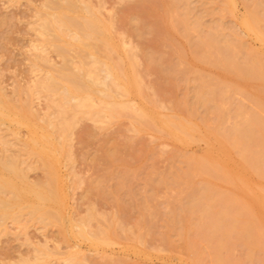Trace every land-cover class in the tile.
<instances>
[{
    "label": "rangeland",
    "instance_id": "1",
    "mask_svg": "<svg viewBox=\"0 0 264 264\" xmlns=\"http://www.w3.org/2000/svg\"><path fill=\"white\" fill-rule=\"evenodd\" d=\"M49 1L56 3L58 1L62 2L63 0H0V90L1 94H5L2 95L3 98L1 102L4 101V103L2 102V107L0 106V111L2 110V113H0H6H4L5 115H0V117L2 116L0 119L2 123H0V137L2 140L4 139L3 141L6 143L4 146L0 145V181L3 182L4 178V180L9 181L11 184L15 183L13 186H16V192H19L21 188L23 189L27 185H30L29 187L31 188L35 186L34 189L36 192L39 190L36 194L40 197L42 195V199L38 201L41 202L43 200V202L36 204L38 201L35 199V195L33 193H28L29 196L27 192L23 193L25 192L23 189L20 193L29 196H25L24 198L25 207L19 208L18 211L16 210L18 208L17 206L14 208L15 211L12 209L13 216H4L0 214V264H198L196 263V252L199 251L200 252L197 254H200L202 258L200 264H213L210 262L212 261V257L209 249L205 248V244L199 241V235L196 229L192 227L193 225L191 226L193 231H190L192 229L188 230L191 234L189 233L190 236L189 234L186 235L188 236L186 241H198L199 246L197 244L195 252L186 247V252L184 249L186 245L184 238L186 236H182L177 227L175 228L170 225L172 224L170 219H172V213L187 202V185L176 177H182L184 174H182V172H184V169L186 171L188 168L189 160L196 158L197 155L203 156L207 151H215L216 153L214 154H218L217 152L219 151L216 149L219 145L217 141L214 142L216 138L214 135H211V132H214V130L218 128L222 129L223 127L222 130H229L233 125L240 122L236 116L240 108L248 112L254 111L255 109V105L253 104L254 101H252V96L254 94L251 95L252 91L255 92L256 90V86H254L255 83L254 85L253 83H248L249 85L247 87L249 88L246 87L248 90L245 88L244 90L239 88V90L234 89L239 83L237 81H232L233 78L229 80L230 78L223 75L224 73L222 70L202 60L200 53H198L200 56L199 59L198 55H196L199 50H196L195 45L196 41H198L197 39H200L203 35L216 33L217 35L219 34L220 39H229L230 42L229 40L227 41L234 45L235 48L238 47L237 49H242L244 46L243 48L247 51L243 49V53L241 52L242 54L239 51L238 57H241L239 59L245 58V55H248L249 52L253 54L254 52L257 54L260 52L261 54L259 55H262L261 57L264 58V43L261 42L254 33H249V31L247 32V30L242 27V20L247 14L246 8L250 6V4L247 3L248 0L246 2L245 0H231L232 4H228L225 0H76L79 4L81 2L88 5L90 4L89 6L93 10L95 9L96 14L98 11V17L100 15L101 19L106 22V24L110 25V23L115 22V25L113 23L111 24L114 26V28L111 27V32L112 30L114 32H112V38L118 39L119 33L124 37L120 35L122 38L118 39L116 42H114L115 40L113 39L112 41L119 46L118 50H121L120 48L122 46L118 42H126L124 43V51L123 47L122 51H116V47L114 50H111L115 52H110L109 50L104 51L101 46L96 43L98 37H96V39L93 37L92 40L95 39V42L93 41L92 43V40L90 42L88 41L90 38L84 39L81 36H74L73 34H69L70 37L67 33L59 34L57 31H50L51 33L49 34L51 36L47 34L48 32L44 33L41 28V23H43L42 14L52 11L50 8L51 2ZM263 1L264 0H260L259 2L264 3ZM178 2L182 5L180 3L179 5ZM171 3L175 5V7L177 6L176 8H178V10L181 9L180 12L183 11V13L181 14L177 10L176 14L175 7H173ZM225 6L227 7L225 8ZM148 7H150V10H148ZM230 7L233 9L231 10ZM222 10L224 12L221 13ZM188 11L191 13L190 15H188ZM229 11L232 12L230 13ZM162 13L164 16L163 18ZM187 15L191 19L188 18V25L191 28L194 26L196 27L195 30L189 32V35L192 34V38L186 35L180 26V20L186 19ZM155 16L158 18L155 19ZM167 16H169V18ZM158 19L159 23L157 22ZM163 19L167 23L166 25L170 26L168 29L171 30H167L169 32L166 31V34H169L165 37L161 34L163 31V27L161 26ZM108 21L110 23H108ZM198 24L199 27L201 26L200 28H197ZM220 24H222V26ZM158 27L160 28L157 29ZM201 28L203 31H206L205 34L203 31L199 30ZM193 32H195L194 35L196 36H193ZM181 33H183V35ZM179 35L183 36L184 39L181 36L182 39H180V37H178ZM225 35H228V37H224ZM114 36H118V38ZM185 36H188V38H185ZM79 39L81 41L83 40L86 45L89 44V46H76L78 44L77 40ZM188 39H190L193 44H189L190 41H188ZM94 45L96 48H92ZM193 45H195L194 50L192 47ZM238 45L242 46L240 47ZM179 46L183 47L180 48ZM59 47L62 48L61 50L67 48L66 51L60 52ZM249 48L254 51H251V49L249 50ZM56 51H59L63 59ZM106 52H109V54H106ZM176 52L177 54L179 53L178 57ZM194 54L197 57H195ZM91 56L93 57L91 58ZM94 58H96V60ZM69 60L72 65L69 63ZM122 60L125 61L122 63ZM46 61L49 63H46ZM64 63L67 64V66L68 64L71 65L72 68L68 66L69 70H75L74 73H76L77 67L81 66L88 72H93L94 69L96 71L99 69L100 71L104 70L100 72V75L98 74L99 71L97 72L100 79L106 77L108 64L109 67H113L115 64L124 65L122 67L126 74H131L129 77L131 87L135 89L139 88V91H134L135 89H132V95L122 96L126 100L120 96L116 97L115 100L120 101L122 98L123 100L121 99V102L125 101L123 108L131 113L126 112V110L122 112V107H118V109L121 110L120 112L116 107H113L114 110H109L111 113L109 111L107 112L108 109L105 107L107 106L110 108V105L106 102L111 100L109 99V101H107L108 99L105 97L102 98L105 100H101L100 98L103 95L99 94L102 96H98V98V93H96L97 95L94 94L95 96L93 95L92 99L94 98V100H91L88 106H83L84 109L82 105L81 108L78 107V103L83 99L81 96L79 100V96L70 99L69 101L71 103L68 101L65 105L62 97L64 95L63 87L61 85L56 89V92H50L45 89L44 86V81L48 74L51 72L56 75V71L64 66ZM101 64L106 67L103 66V68H101ZM180 64L182 67H180ZM187 64H189V66ZM133 66H135V69ZM178 66L179 68L177 69ZM183 66L187 69V71L185 70L186 74L181 73L184 72ZM175 67L177 70H175ZM179 71H181L180 74ZM194 74L196 76H194ZM101 75H103L102 78ZM134 77L138 78L135 79ZM209 78L210 80L221 82L226 81L232 88L234 87V91L236 90L235 92L232 90L228 93L229 99L227 97L224 99L228 101V103L223 101V107H229L227 110L224 108L225 117H228L224 119V124L221 122L222 126L220 125L221 123L218 124L219 122H217L218 120L216 119L218 113L217 108L214 105L210 107L208 104H204L203 102L200 103L201 99L199 93L203 92L204 82L208 81ZM197 79L198 81H196ZM107 80L106 78L107 84H110ZM202 80H204L203 83ZM40 81L42 83H40ZM135 82L137 83L135 84ZM35 83L37 84V88L35 87ZM60 90L62 91L60 92ZM99 90H103L102 86L99 87ZM246 93L249 96L251 95V97L249 98V96H246ZM229 95L235 97L233 98ZM242 96L245 97L243 98ZM96 97L104 103H99ZM151 98L153 99L151 100ZM95 99H97L96 102ZM153 101H155L156 104L153 103ZM56 102L59 103V105ZM105 103L107 105H105ZM91 104H95V106ZM98 104H103L104 106ZM149 104H151V109L148 108ZM153 104L154 106H152ZM239 104L241 107H239ZM22 105H24V107ZM204 105L206 108H204L205 110L203 109ZM85 108L87 110L90 108V113L89 111L87 112ZM93 108L95 109L92 110ZM154 108L157 110L156 112L160 109V113H157L158 116L154 113ZM209 108L211 111H209ZM75 109L77 112L74 111ZM26 110L28 111L26 112ZM101 110L105 113L103 112L102 114ZM131 110H133L134 113ZM138 110H143L145 113L141 114V111L138 116ZM190 110L192 111L190 112ZM24 111L26 112V116ZM151 111L159 118L170 116L171 118L186 122L190 127L192 126L193 130L191 132L194 133L192 134L189 132L190 134L188 133L185 137V142L178 141L168 136V133L163 129L161 130L160 126L154 125L150 120L147 121L148 117H146V113L149 114ZM229 111L230 114H228ZM32 112H34L33 115L31 114ZM91 112L93 116H91ZM97 112L98 114L95 115ZM76 113L78 114L76 115ZM87 113H89V116ZM161 113L165 114L162 115ZM186 113H188V116ZM48 114H51V117ZM81 114L84 115L82 116ZM212 114L213 117H210ZM22 115L25 116L26 121L25 118L23 119L24 116ZM74 115L78 120L74 118ZM48 116L50 117L49 120ZM230 116L232 118L235 117L232 119ZM193 117L198 118V120L195 118L197 122L204 120L198 123L204 128L196 124ZM205 117H208V124L206 123ZM212 118L214 122H212ZM68 119H71L72 121H70L73 124H69ZM237 119L239 121H237ZM225 120L229 121L226 122ZM41 121L42 123H40ZM46 121L49 122L47 123ZM19 122L22 124H19ZM25 122L28 124V127L24 124ZM140 122L142 125L139 124ZM215 122H217L219 126ZM30 123L34 125V128H37V130H35L36 128L34 129L33 134V137H37L36 145L28 144L30 137H32L30 133L31 130L29 129V126H31L29 125ZM66 123L68 124L67 127L63 125ZM23 124L26 125V128L22 127L24 126ZM50 124L53 126L48 127ZM149 124L150 126L148 128L147 126ZM204 125H208V129L211 131L207 130V127ZM212 125L217 126L214 127ZM211 127L213 128L211 129ZM68 128L70 131H67ZM53 131L55 133L59 131L58 134L56 133L57 136H53ZM204 131L207 134H205V137L203 135ZM47 132L46 140L44 137ZM51 132L52 134L50 136ZM36 134L39 136H36ZM63 135L64 137L66 136L64 139ZM207 136L210 139L207 138L206 140H208L210 144L206 143L205 138ZM202 137L204 138L202 139ZM56 138H60V142L56 140ZM24 139H26V143H24ZM48 139H50V141L55 139L56 141L53 140V142H48ZM41 140L43 143L45 141V143L48 142L47 146L49 147L45 145V148ZM212 141L214 143L211 145ZM7 142L10 144L8 145ZM35 146H37V148ZM208 146L210 150L208 149L206 151ZM230 153L229 156L231 157L228 158V161L229 163L233 162V164L230 163V167L237 168L239 166V154L237 151H233V154L231 153L232 155ZM179 154L181 155L180 157ZM181 157L182 159H180ZM230 158L233 161H230ZM183 160L187 161L182 163ZM7 161L10 162L8 163ZM17 161L18 165L15 167L14 164ZM235 163L236 166L234 165ZM5 165L14 167L16 171L17 169H22L19 171L22 177L20 178L17 171V176H14L15 178L12 177L14 180L9 173L10 176L8 177L10 179L7 178L6 175L8 174L2 172H7L4 169ZM181 169L183 171H180ZM3 175H5L6 178L3 177ZM249 180L253 185L252 188L256 190V188H254V186H256L254 185L256 178L249 177ZM178 181L180 183H178ZM26 183L27 185H25ZM177 185L179 187H177ZM223 185L222 183L221 185L218 184V187L221 188L222 186V189H224ZM10 190L13 191L9 188L5 190L2 189V191L0 189V194L2 192L0 198H3L5 201L9 199L8 202L12 201L14 194H12ZM16 192L13 191V193ZM180 196L184 198L179 199ZM177 200H179L180 203ZM33 203L36 205H30ZM33 207L36 209L34 210ZM33 210L35 212H32ZM167 211L169 212L167 213ZM58 215H60V217ZM147 219L150 222H148ZM70 220L71 222H69ZM192 223H194V221H192ZM167 233L169 240L166 237ZM169 235H171L170 238ZM181 240L184 241V244ZM201 245L205 246L204 248L206 250ZM73 249H75V252ZM207 252L208 255L206 257ZM234 253L236 258L243 256V252L240 249L235 250Z\"/></svg>",
    "mask_w": 264,
    "mask_h": 264
},
{
    "label": "bare ground",
    "instance_id": "2",
    "mask_svg": "<svg viewBox=\"0 0 264 264\" xmlns=\"http://www.w3.org/2000/svg\"><path fill=\"white\" fill-rule=\"evenodd\" d=\"M79 1V0H77ZM76 0H63L62 2H56V3H53L51 1V10L50 12H44L42 14V26L41 28L43 29L44 33L48 32L47 34L51 33L50 31H57L60 33H67V35L69 34H73L74 36H81L83 37L84 39L85 38H90V40L88 39V41L90 42L92 40L93 37H98V41L96 42L97 44H99L101 46V48L104 50V51H110V52H115V51H111V50H114L116 47V51L118 50L119 46L116 45L114 42H116L118 39L124 37L121 35V33H119V38L118 36H114V37H117L118 39H113L112 38V32H111V27L114 28V26H112L111 24L113 23V19H112V23H110L108 21V23H110V25L106 24V22H104L100 15L98 17V11H97V14L95 12V9L93 10L88 4H85L83 2H81L79 4V2H77ZM147 1V0H146ZM228 2V4H232L231 3V0H225ZM223 1V2H225ZM247 0H245L246 2ZM260 0H248V4H250V6H245L247 7V14L246 16L243 18L242 20V27L245 28V30H247V32L249 31V33H254V35H256V37L261 40V42L264 43V3H261L259 2ZM186 2V1H185ZM189 2V1H188ZM244 2V4H245ZM264 2V1H263ZM53 3V4H52ZM180 2H178L179 4ZM49 4V3H48ZM172 4V3H171ZM175 4V3H174ZM177 4V3H176ZM177 4V5H178ZM181 4V3H180ZM179 4V5H180ZM189 4V3H188ZM187 4V5H188ZM227 4V6H228ZM247 4V5H248ZM152 5V4H151ZM173 5V4H172ZM178 5V6H179ZM182 5V4H181ZM150 6V4H149ZM224 6V5H223ZM225 6V8L227 7ZM230 6V5H229ZM232 6V5H231ZM46 7V6H45ZM94 7V6H93ZM151 7V6H150ZM148 7V10H150ZM172 7V6H171ZM173 7H175V5H173ZM177 7V6H176ZM175 7V10H176V14H177V10L178 8ZM183 7V6H182ZM181 7V8H182ZM222 7V6H221ZM234 7V6H233ZM219 8V7H218ZM231 10L233 9L232 7H230ZM229 8V9H230ZM173 9V8H172ZM180 9V8H179ZM185 9V7H184ZM46 10V8H45ZM152 10H153V6H152ZM151 10V11H152ZM171 10V9H170ZM181 10V9H180ZM180 10H178V12H180ZM183 10V9H182ZM100 11V9H99ZM156 11V10H155ZM149 12V11H148ZM170 12V11H169ZM172 12V11H171ZM189 12V11H188ZM224 12L223 10L221 11V13ZM230 12V11H229ZM232 12V11H231ZM230 12V13H231ZM246 12V11H245ZM150 13V12H149ZM181 14L183 13L180 12ZM187 13V12H186ZM41 14V13H40ZM154 14V13H153ZM179 14V13H178ZM191 13L189 12L188 15H190ZM150 15V14H149ZM169 15V14H168ZM171 15V14H170ZM175 15V14H174ZM180 15V14H179ZM178 15V16H179ZM184 15V14H183ZM187 15L186 19H181L180 17V26L182 27L183 29V32L188 35L189 37H191V35H189V32H191L192 30H195L196 27H190L187 23L188 21V18L190 19V17ZM166 16V15H165ZM182 16V15H181ZM186 16V15H185ZM113 17V16H112ZM163 13H162V18H163ZM169 18V16H167ZM166 17V18H167ZM183 17V16H182ZM221 17V16H220ZM219 17V18H220ZM158 17L155 16V19H157ZM160 18V16H159ZM173 18V17H172ZM176 18V16H175ZM108 19V18H107ZM154 19V20H155ZM165 19V18H164ZM162 21V27H163V31L161 32L162 36H166L168 35L169 33L166 34V31L169 30L168 28L170 27L169 25H166L167 23L164 21ZM171 20V19H169ZM175 20V19H173ZM191 20V19H190ZM41 21V20H40ZM106 21V20H105ZM175 21H178V20H175ZM219 21V20H218ZM222 21V20H221ZM159 23V19L157 21ZM161 22V20H160ZM172 22V21H171ZM197 22V20H196ZM241 22V21H240ZM115 23V22H114ZM113 23V24H114ZM156 23V22H155ZM156 23V24H158ZM179 23V22H178ZM193 23V22H192ZM199 23V21H198ZM195 24V23H194ZM201 25V23H199ZM199 24L197 26V28L199 27ZM223 24V23H222ZM222 24H220L222 26ZM115 25V24H114ZM176 25V24H175ZM179 25V24H178ZM197 25V24H196ZM241 25V24H240ZM160 26V25H159ZM193 26V24H192ZM172 27V26H171ZM174 27V25H173ZM177 27V26H175ZM201 27V26H200ZM199 27V28H200ZM219 27V26H217ZM160 27H158L157 29H159ZM162 29V28H161ZM160 29V30H161ZM176 29V28H175ZM174 29V30H175ZM181 29V28H179ZM178 29V30H179ZM214 29V28H213ZM173 30V31H174ZM201 31V29H199ZM217 30V29H216ZM159 31V30H157ZM171 31V30H169ZM167 31V32H169ZM215 31V30H214ZM220 31V30H218ZM42 32V31H40ZM177 32V31H176ZM182 32V30H181ZM204 34L206 33V31H203ZM208 32V31H207ZM217 32V31H216ZM223 32V31H222ZM114 33V32H113ZM173 33V32H171ZM195 32H193V36H196L194 35ZM201 33V32H200ZM225 33V32H224ZM234 33V32H233ZM116 34V33H115ZM114 34V35H115ZM118 34V32H117ZM159 34V33H158ZM183 35V33H181ZM235 34V33H234ZM50 35V34H49ZM51 36V35H50ZM70 36V35H69ZM160 36V35H159ZM181 35H179L178 37H180ZM188 36H185V38ZM71 37V36H70ZM161 37V36H160ZM163 37V38H164ZM183 38V36H181ZM180 37V39H182ZM198 37V36H197ZM224 37H228V35L224 36ZM255 37V36H254ZM67 38V37H66ZM74 38V37H73ZM82 38V39H83ZM162 38V37H161ZM167 38V37H166ZM171 38V37H170ZM192 38V37H191ZM235 38V36H234ZM241 38V37H240ZM69 39V38H68ZM77 39V37H76ZM81 39V38H80ZM77 40V45L76 46H89V44H85V42L82 40ZM95 39L92 40L91 42L93 43V41L95 42ZM115 40L114 42L112 41ZM168 39V38H167ZM172 39V38H171ZM170 39V40H171ZM184 39V38H183ZM55 40V39H54ZM87 40V39H86ZM123 40V39H122ZM169 40V41H170ZM196 40V39H195ZM198 41H196V50H199V52H197L196 55H198V53H200V56H202V60H204L206 63L208 64H211V65H214L216 66L217 68H219L220 70L223 71V75H225L227 78H230L229 80L232 79V81H237L239 83V85H236V87L234 89H241V90H244L249 88L247 87L249 84L248 83H255L254 86H256V90L255 92L252 91L251 95H253V100L254 101V105H255V109L254 108H251V109H254V111H251V112H248V111H245V109H242L240 108L238 111H237V118L240 120V122H238L237 124L233 125L232 128H230L229 130H222V129H216L214 130V132H211V135H214L216 140H214V142H218L217 145L218 148L216 149L218 154H214L216 153L215 151L211 152V151H207L208 149L210 150L209 146L208 148H206V151L207 153L204 154L203 156H199L197 155L196 158H192L189 160L188 162V168L187 170L185 171L184 169V172H182V177H178L177 176L176 178H179L181 179L185 185H187V193H186V197H187V202L184 203L183 206H180V208L173 212L172 213V219H170L173 227H177L179 229V232L181 233L182 236H186L187 234H189L190 232L188 230L192 229V227H194L196 229V232L198 233L199 235V241H201V243L205 244V246L201 245L203 248H208L209 251H210V254H211V259L213 264H264V58L261 57L262 55H259L261 54L259 51V54H257L256 52L251 53L249 52L248 55H245V58L243 57L242 59H239L241 57H238V52L240 51V53L243 51V48L242 49H237L235 48L234 45L230 44V40L229 42L227 40H223V39H220L219 37V34L217 35L216 33H208L206 34L205 36L203 35L200 39H197ZM238 40V39H237ZM242 40V39H241ZM124 41V40H123ZM186 41V40H185ZM188 41H190V39H188ZM187 41V42H188ZM232 41V40H231ZM64 42V41H63ZM72 42V41H70ZM113 42V43H112ZM167 42V41H166ZM171 42V41H170ZM169 42V43H170ZM186 42V43H187ZM241 42V41H239ZM74 43V42H73ZM95 43V44H96ZM119 44H121V50H118V51H122V47H123V51H124V43H126L125 41L122 42H118ZM192 43L191 41L189 42V44ZM96 44V45H97ZM172 44V43H171ZM193 44V43H192ZM235 44V43H234ZM239 44V43H238ZM61 45V44H60ZM126 45V44H125ZM169 45V44H168ZM176 45V44H175ZM175 45H172V46H175ZM195 45H193V50H194V47ZM53 46V45H52ZM57 46V45H56ZM64 46V44H63ZM69 46V45H68ZM99 46V47H100ZM170 46V45H169ZM238 46H242V45H238ZM55 47V46H54ZM180 47V46H179ZM183 47V46H181ZM180 47V48H181ZM239 47V48H240ZM246 47V46H245ZM60 48V47H59ZM65 48V47H64ZM67 48V47H66ZM66 48L64 50H61L62 48H60V52L61 51H66ZM70 48V47H68ZM83 48V47H82ZM92 48H96V46H92ZM188 48V47H187ZM86 49V48H85ZM251 48H249L250 50ZM57 50V48H56ZM88 50V49H87ZM102 50V51H103ZM238 50V51H237ZM246 50V49H245ZM253 49H251L252 51ZM94 51V50H93ZM96 51V50H95ZM101 51V50H100ZM130 51V50H128ZM247 51V50H246ZM254 51V50H253ZM57 52V51H56ZM185 52V51H184ZM58 55L61 56V54H59V51L57 52ZM64 53V52H63ZM62 53V54H63ZM87 53V52H86ZM96 53V52H95ZM109 54V52H106V54ZM119 53V52H118ZM117 53V54H118ZM122 53H125V52H122ZM239 53V54H240ZM243 53V52H242ZM241 53V54H242ZM256 53V54H255ZM177 54V52H176ZM179 54V53H178ZM178 54H177V57H178ZM183 54V53H182ZM240 54V55H241ZM263 54V53H262ZM65 55V54H64ZM126 55V54H125ZM181 55V54H180ZM195 54L194 56L197 57ZM68 56V55H67ZM80 56V55H79ZM129 56V55H128ZM200 56L198 55V58L200 59ZM93 56H91L92 58ZM102 57V56H101ZM108 57V56H107ZM130 57V56H129ZM133 57V56H132ZM180 57V56H179ZM69 58V57H67ZM98 58V57H97ZM117 58V57H116ZM63 59V57H62ZM96 60V58H94ZM131 59V58H130ZM134 59V57H133ZM78 60V59H77ZM135 60V59H134ZM183 60V59H182ZM181 60V61H182ZM195 60V59H194ZM75 61V60H74ZM125 60H122V63L124 62ZM129 61V60H128ZM132 61V60H131ZM180 61V62H181ZM184 61V60H183ZM48 61H46L47 63ZM67 62V61H66ZM99 62V61H98ZM134 62V61H133ZM49 63V62H48ZM69 63L72 65V63L70 62L69 60ZM79 63V62H78ZM77 63V64H78ZM92 63V62H91ZM103 63V62H102ZM106 63V62H105ZM118 63V62H117ZM121 63V62H120ZM121 63V64H122ZM131 63V62H130ZM203 63V62H202ZM62 64V62H61ZM74 64V63H73ZM95 64V63H94ZM115 64V63H114ZM121 64L117 65L115 64L113 67L110 66L109 67V64L107 66V73H106V77L104 78L103 75H101V78L100 79L97 75V72L99 71V75H100V72L104 71H100V69L98 71H96L94 69H92L93 72H88L84 69L83 66L81 67H77V71L76 73H74L75 70L71 71L69 70V67L70 66L72 68L71 65L68 64H65L64 63V66L60 67V69L56 68V67H53L55 69H58V71H56V75L54 73H49L48 76L46 77L45 81H44V86H45V89H47L48 91L50 92H53L55 91L56 92V89H58L59 85H61L63 87V93L64 95L62 96L63 97V102L66 103L76 97V96H79L78 100L81 99V97H83L82 101L81 102H77L79 104L78 107L81 108V105L82 107L84 106H88V104H90V101L91 100H94V98L92 99L93 95L98 93L97 97H102L100 98L101 100H105V99H102L103 97L107 98L109 101V99L111 101L109 102H106L108 103V105H110V108H108L107 106L105 108H107V112L109 110H114L113 107L117 108L118 107H124V102H121L124 98L122 96H129V95H132L133 94V90L132 89H135V88H132L131 87V82H130V75L126 74L124 68L121 66ZM75 65V64H74ZM82 65V63H81ZM106 65V64H105ZM132 65H135V64H132ZM185 65V64H184ZM189 66V64H187ZM207 65V64H206ZM80 66V64H79ZM96 66V65H95ZM102 66V64H101ZM104 66V65H103ZM103 66L101 68H103ZM209 66V65H208ZM213 66V67H214ZM75 67V68H76ZM98 67V65H97ZM100 67V65H99ZM106 67V66H104ZM126 67V66H125ZM129 67V66H128ZM134 69H135V66H133ZM180 67L181 64H180ZM179 68V66L177 67V69ZM184 68V66H183ZM105 69V68H104ZM127 69V68H126ZM131 69V68H129ZM176 67H175V70H177ZM182 69V68H181ZM180 69V70H181ZM218 69V70H219ZM51 70V69H50ZM133 70V69H132ZM131 70V71H132ZM184 72H181L179 71V74L180 72L181 73H184L186 74L185 70L187 71V69H183ZM91 71V70H90ZM96 71V72H95ZM131 71H128V72H131ZM135 71V70H134ZM192 71V70H191ZM55 72V71H54ZM177 72V71H176ZM193 72V71H192ZM96 73V74H95ZM104 73V72H103ZM178 73V72H177ZM47 74V73H45ZM135 74V73H134ZM196 74V73H195ZM194 74V76H196ZM198 74V73H197ZM128 75V76H127ZM136 75V74H135ZM177 75V74H176ZM189 75V74H187ZM138 76V75H136ZM203 76V75H202ZM201 76V77H202ZM43 77V76H42ZM45 77V75H44ZM193 77V76H192ZM198 77V76H197ZM221 77V76H220ZM223 77V76H222ZM106 78L108 79L107 81L110 82V84L106 82ZM135 78V77H134ZM138 78V77H136ZM135 78V79H136ZM207 78V76H206ZM211 78V77H210ZM209 80L204 82V80H202V83L204 82V85H203V92L199 93L200 95V99H201V102L200 103H204V104H208L210 105H214L216 108H217V120L214 119L219 122L218 124H220L221 122L223 123L224 122V119H227L228 116L225 117V114H224V108H226L225 110H227V108L229 107H223L224 105V102L223 101H226L224 99H226V97L229 99L228 97V93L231 92L233 90L232 86H230V84H228L226 81H217V80ZM225 78V77H224ZM42 79V78H41ZM195 79V78H194ZM200 79V78H199ZM219 79V78H218ZM44 80V79H43ZM42 80V81H43ZM110 80V81H109ZM37 81V80H36ZM198 81V79L196 80ZM39 82V81H38ZM37 82V83H38ZM132 82H133V79H132ZM34 83V82H33ZM40 83H42L40 81ZM134 83V82H133ZM132 83V84H133ZM137 82H135L136 84ZM141 83V82H140ZM36 84V83H35ZM134 84V86H135ZM43 85V84H42ZM40 86V85H39ZM43 86V87H44ZM102 86L103 90H99V87ZM133 86V87H134ZM199 86V85H198ZM37 88V84L35 86ZM138 87V86H136ZM247 87V88H246ZM61 88V87H60ZM198 88V87H197ZM239 88V89H238ZM253 88V87H252ZM1 89V87H0ZM42 89V88H41ZM139 89V88H138ZM137 88L134 90H138ZM254 89V88H253ZM240 90V91H241ZM248 90V89H247ZM44 91V90H43ZM59 91V90H57ZM62 90H60L61 92ZM139 91V90H138ZM201 91V90H200ZM234 91V90H233ZM236 91V90H235ZM234 91V92H235ZM4 92V90H3ZM2 92V93H3ZM239 92V91H238ZM251 92V91H250ZM254 92V93H253ZM49 93V92H48ZM58 93V92H57ZM56 93V94H57ZM137 93V92H135ZM139 93V92H138ZM141 93V91H140ZM139 93V94H140ZM155 93V92H154ZM248 93V91H247ZM246 93V94H247ZM4 94V93H3ZM3 94H1V90H0V106L2 107V102L4 103V101L1 102L2 98H3ZM55 94V93H54ZM99 94H102V95H99ZM232 94V93H231ZM234 94V93H233ZM245 94V95H246ZM5 95V94H4ZM197 95V96H199ZM236 95V94H234ZM244 95V94H243ZM251 95L249 96L248 94L246 96H249V98L251 97ZM56 96V95H55ZM59 96V95H58ZM95 96V95H94ZM122 97L120 99V101H116L115 98L116 97ZM135 96V95H134ZM139 96V95H138ZM141 96V94H140ZM231 96V95H229ZM96 97V98H97ZM98 97V98H99ZM196 97V95H195ZM233 97V95L231 96ZM235 97V96H234ZM233 97V98H234ZM240 97V96H239ZM243 97V96H242ZM245 97V96H244ZM243 97V98H244ZM55 98V97H53ZM57 98V97H56ZM61 98V96H60ZM97 98V99H98ZM155 98V96H154ZM7 99V98H6ZM59 99V98H57ZM76 99V98H75ZM97 99H95V102L97 101ZM129 99V98H128ZM127 99V101H128ZM153 98H151L152 100ZM198 99V97H197ZM199 99V101H200ZM126 100V99H124ZM195 100V99H194ZM99 103L102 102L104 103L103 101H100L98 99ZM159 101V100H158ZM62 102V103H63ZM228 103V101H226ZM251 102V101H250ZM29 103V102H28ZM50 103V102H49ZM57 103V102H56ZM55 103V104H56ZM69 103H71L69 101ZM73 103V102H72ZM98 103V102H97ZM95 103V104H97ZM105 103V105H107ZM129 103V102H128ZM153 103L156 104L155 101H153ZM158 103V102H157ZM195 103V101H194ZM225 103V104H227ZM230 103V102H229ZM24 104V103H23ZM53 104V103H52ZM59 105V103H57ZM56 104V105H57ZM61 104V102H60ZM95 104H91V105H94ZM6 105V104H4ZM3 105V106H4ZM54 105V104H53ZM57 105V106H58ZM62 105V104H61ZM64 105V106H65ZM71 105V104H70ZM98 105H103V104H98ZM150 105V106H149ZM148 105V108L151 109V104ZM159 105V104H158ZM195 105V104H194ZM230 105V104H229ZM238 105V104H237ZM24 107V105H22ZM63 106V107H64ZM104 106V105H103ZM102 106V107H103ZM154 106V104L152 105ZM6 107V106H5ZM4 107V108H5ZM59 107V106H58ZM73 107V106H72ZM83 107V109H84ZM102 107H99V108H102ZM156 107V105H155ZM158 107V106H157ZM185 107V106H184ZM183 107V109H184ZM197 107V106H196ZM195 107V109H196ZM199 107V106H198ZM213 107V106H212ZM236 107V106H235ZM239 107L240 104H239ZM10 108V106H9ZM17 108V107H16ZM21 108V107H20ZM31 108V107H30ZM62 108V107H61ZM68 108V107H67ZM70 108V106H69ZM127 108V107H125ZM129 108V107H128ZM137 108V107H135ZM148 108H147V111H148ZM161 108V107H160ZM191 108V107H190ZM205 108V105L203 107V109ZM26 109V107H25ZM24 109V110H25ZM32 109V108H31ZM64 109V108H63ZM71 109V108H70ZM74 109V108H73ZM77 109V107H76ZM76 109L74 111H76ZM95 108H93L92 110H94ZM97 109V108H96ZM116 109V110H117ZM124 109V108H123ZM122 109V112L125 111L126 109L123 110ZM138 109V108H137ZM142 109V108H141ZM162 110H164L163 108H161ZM192 109V108H191ZM193 109V110H195ZM206 109V108H205ZM204 109V110H205ZM208 109V108H207ZM215 109V108H214ZM233 109H236V108H233ZM23 110V109H22ZM66 110V109H65ZM72 110V109H71ZM71 110H68V111H71ZM85 110H87L85 108ZM90 110V108H89ZM87 110V112L89 111ZM98 110V109H97ZM104 110V109H102ZM101 110V111H102ZM106 110V109H105ZM115 110V112H116ZM135 110V109H133ZM131 110V111H133ZM146 110V109H145ZM156 115L158 116V114L160 113L159 110L158 112H156L157 110L154 108ZM231 110V109H230ZM2 111V110H1ZM0 111V112H1ZM28 110H26L27 112ZM79 111V109H78ZM81 111V110H80ZM118 111L120 112L121 110L118 109ZM139 111V112H138ZM137 113H138V116L140 114V112L142 111L141 114L145 113L143 112V110H138ZM150 111V110H149ZM192 110H190L191 112ZM209 111L210 108H209ZM213 111V110H212ZM215 111V110H214ZM235 111V110H234ZM25 112V111H24ZM26 112H25V116H26ZM31 112V111H30ZM77 112V111H76ZM104 111H102V114H103ZM110 112V111H109ZM118 112V113H119ZM126 112H129L131 113L130 111L126 110ZM205 112V111H204ZM227 112V111H226ZM225 112V113H226ZM2 113V112H1ZM0 115H3L1 114ZM29 113V112H28ZM34 112H32L31 114L33 115ZM38 113V112H37ZM90 113V111H89ZM89 113L88 116H89ZM100 113V112H99ZM105 113V112H104ZM111 113V112H110ZM113 113V112H112ZM117 113V112H116ZM134 113V111H133ZM149 113V112H148ZM152 111L147 114L146 113V117H148V120L147 121H151V123H154V125H158V127L160 126L161 127V130H165L168 134V136H171L172 138L178 140V141H181V142H185L184 140L185 137L188 135L189 132H191L193 130L192 126L190 127L186 122L180 120V119H175V118H171L170 116L169 117H164V118H159L157 117L155 114H154ZM158 113V114H157ZM193 113V112H192ZM211 113V112H209ZM216 113V112H215ZM6 114V113H5ZM4 114V115H5ZM60 114V113H59ZM71 114V113H70ZM74 114V113H72ZM78 113H76L77 115ZM92 114V112H91ZM98 114L95 113V115ZM101 114V115H102ZM109 114V113H107ZM162 114V113H161ZM165 114V113H164ZM162 114V115H164ZM188 113H186L187 115ZM194 114V113H193ZM228 114H230V111L228 112ZM234 114V113H233ZM18 115V114H17ZM31 115V116H32ZM39 115V114H38ZM49 116L51 114H48ZM69 115V114H67ZM82 115V114H81ZM84 115V114H83ZM82 115V116H83ZM114 115V114H113ZM161 115V116H162ZM170 115V114H169ZM232 115V114H231ZM24 116V115H22ZM25 116L23 117V119L25 118ZM37 116V115H36ZM35 116V118H36ZM48 116V120L49 117ZM61 116V115H60ZM93 116V114L91 115ZM104 116V115H102ZM106 116V115H105ZM112 116V115H111ZM116 116V115H115ZM137 116V115H136ZM176 116V115H174ZM188 116V115H187ZM2 117V116H1ZM0 117V119H1ZM64 117V115H63ZM96 117V116H95ZM107 117V116H106ZM104 117V118H106ZM145 117V115H144ZM209 117V116H208ZM207 117V118H208ZM210 117H213V114L212 116ZM231 117V116H230ZM235 117V116H234ZM233 117V118H234ZM16 118V117H14ZM34 118V117H33ZM40 118V117H39ZM59 119H61L60 117H58ZM74 118H75V115H74ZM73 118V119H74ZM94 118V117H93ZM132 118V116H131ZM139 118V117H138ZM180 118V116H179ZM195 118L196 117H193L194 121H195ZM207 118L205 117L206 119V123H207ZM232 118V117H231ZM232 118V119H233ZM4 119V117H3ZM6 119V118H5ZM46 119V118H45ZM55 119V118H54ZM72 119V118H71ZM70 119V120H71ZM77 119V117L75 118ZM80 119V118H79ZM98 119V118H97ZM96 119V120H97ZM136 119V118H135ZM147 119V118H146ZM198 120V118H196ZM237 119V121H239ZM69 120V119H68ZM69 120V124H73L71 121ZM78 120V119H77ZM191 120V119H189ZM203 120V119H202ZM209 120V119H208ZM212 122H214L213 118L211 119ZM236 120V118H235ZM18 121V120H17ZM25 121H26V118H25ZM43 121V120H42ZM42 121L40 123H42ZM58 121V119H57ZM62 121V120H61ZM65 121V120H63ZM99 121V120H98ZM105 121V120H104ZM137 121H140V120H137ZM186 121V119H185ZM192 121V120H191ZM201 121V120H200ZM197 122L195 121L196 124L198 123H201V122ZM226 121V120H225ZM229 121V120H228ZM226 121V122H228ZM3 122V121H2ZM14 122V121H13ZM21 122V121H20ZM19 124H22L20 123ZM24 122V121H23ZM29 122V121H28ZM47 122V121H46ZM49 122V121H48ZM47 122V123H48ZM53 122V121H52ZM67 122V121H65ZM71 122V123H70ZM78 122V121H77ZM134 122V121H133ZM210 122V120H209ZM217 122H215L217 124ZM233 122V121H232ZM1 123V122H0ZM4 123V122H3ZM15 123V122H14ZM51 123V122H50ZM60 123V122H59ZM222 123L220 124L222 126ZM235 123V122H233ZM2 124V123H1ZM18 124V125H19ZM26 124V122L24 123ZM23 124V125H24ZM54 124V122H53ZM134 124V123H133ZM141 124V122L139 123ZM191 124V123H190ZM204 124V123H203ZM208 124V123H207ZM209 124H212V123H209ZM217 124V125H218ZM224 124V123H223ZM27 125V126H26ZM22 127H28V124H26ZM31 125V123L29 124ZM62 125V124H61ZM63 125H66L67 127V123L66 124H63ZM135 125V124H134ZM142 125V124H141ZM194 125V123H193ZM198 125H201V124H198ZM217 125H212V126H217ZM228 125V123H227ZM225 125V126H227ZM231 125V124H229ZM33 126V127H32ZM47 126V125H46ZM50 126H53V125H49L48 127ZM59 126V125H58ZM57 126V127H58ZM150 124L147 126L149 128ZM197 126V125H196ZM206 126V125H204ZM219 126V125H218ZM224 126V125H223ZM19 127V126H18ZM25 127V128H26ZM65 127V126H64ZM146 127V126H145ZM202 127V125H201ZM207 127V130L208 129V125L206 126ZM36 128V127H35ZM34 125H31L29 126V129L31 130L30 133L32 134V137H30V140L28 142V144L30 143V145H36L37 144V137H33V134H34ZM43 128V127H42ZM63 128V127H62ZM200 128V127H199ZM198 128V130H199ZM204 128V127H202ZM210 128V127H209ZM213 127H211L212 129ZM227 128V127H226ZM47 129V128H46ZM51 129V128H50ZM49 129V130H50ZM137 129V128H136ZM151 129V127H150ZM160 129V128H159ZM195 129V128H194ZM201 129V128H200ZM37 130V128L35 129ZM53 130V128H52ZM59 130V128H58ZM66 130V129H65ZM69 130V128L67 129V131ZM197 130V131H198ZM206 130V129H204ZM48 131V130H46ZM70 131V130H69ZM211 131V130H209ZM45 132V131H44ZM54 132V131H53ZM64 132V131H63ZM202 132V130H201ZM36 133V131H35ZM57 133V132H56ZM56 133L54 132V135H56ZM59 133V131H58ZM57 133V134H58ZM65 133V132H64ZM67 133V132H66ZM192 133V132H191ZM194 133V132H193ZM192 133V134H193ZM196 133V132H195ZM200 133V131H199ZM208 133V132H207ZM210 133V132H209ZM19 134V133H17ZM44 134V133H43ZM48 132L45 134V139L47 138ZM52 132L50 133V136H51ZM62 134V133H61ZM190 134V133H189ZM197 134V133H196ZM205 131H204V137H205ZM38 134H36L37 136ZM207 135V134H206ZM3 136V134H2ZM39 136V135H38ZM57 136V135H56ZM194 136V135H193ZM210 136V135H209ZM28 137V138H29ZM41 137V136H40ZM66 137V136H65ZM64 135H63V139L65 138ZM202 137V139L204 138ZM211 137V136H210ZM42 139H44L43 137H41ZM41 138H38V139H41ZM52 138V137H51ZM61 138V137H60ZM60 138L56 140H59L60 142ZM210 139L208 136L205 138L206 139ZM213 138V137H211ZM62 139V138H61ZM192 139V138H191ZM214 139V138H213ZM4 140V139H3ZM2 140V138L0 137V145L4 146L6 145V143ZM20 140V139H19ZM23 140V139H22ZM47 140V139H46ZM49 141L48 142H53V140L55 139H51L52 141H50V139H48ZM55 140V141H56ZM189 140V139H188ZM24 143H26V139H24ZM42 141V140H41ZM65 141V140H64ZM68 141V140H67ZM17 142V141H16ZM40 142V141H39ZM46 142V141H45ZM44 142V143H45ZM47 142V143H48ZM62 142V141H61ZM180 142V143H181ZM211 142V141H210ZM212 141L211 145L214 143ZM43 143V141L41 142ZM42 144V145H46L47 146V143L45 144ZM63 143V142H62ZM65 143V142H64ZM206 143H209L208 140H206ZM7 144L9 145L10 143L7 142ZM51 144V143H50ZM54 144V143H53ZM61 144V143H60ZM210 144V143H209ZM216 144V143H215ZM49 145V144H48ZM56 145V144H55ZM208 145V144H206ZM45 146V148H46ZM52 146V144H51ZM50 146V147H51ZM58 146V145H56ZM214 146V145H213ZM8 147V146H7ZM23 147V145H22ZM37 148V146H35ZM49 147V146H47ZM34 148V147H33ZM31 148V149H33ZM39 149V148H38ZM214 149V148H213ZM212 149V150H213ZM232 150V151H231ZM7 151V150H6ZM233 151H237L238 154H239V166L236 168H232L230 167L231 164H233V162L230 164L229 161H228V158L231 157L229 156V153L233 152ZM36 152V151H35ZM230 153V154H231ZM44 154V153H43ZM42 154V155H43ZM233 154V153H232ZM231 154V155H232ZM201 155V154H200ZM181 155L179 154V157ZM200 158H199V157ZM234 156V155H233ZM237 156V155H236ZM189 157V156H188ZM195 157V156H194ZM191 158V157H190ZM234 158V157H233ZM178 159V158H177ZM182 159V157L180 158ZM235 159V158H234ZM238 159V158H237ZM1 160V158H0ZM47 160V159H46ZM48 161V160H47ZM181 161V160H180ZM184 161H187V160H183L182 163H184ZM230 161H233L231 160L230 158ZM237 161V160H236ZM1 162V161H0ZM8 162V161H7ZM10 162V161H9ZM8 162V163H9ZM13 162V160H12ZM235 162V160H234ZM6 163V162H5ZM17 163V164H16ZM14 164V166L16 167V165H18V161ZM186 163V162H185ZM230 165H229V164ZM237 163V162H236ZM236 163L234 164L236 166ZM4 164V163H3ZM13 164V163H12ZM181 164V163H180ZM20 165V164H19ZM53 165V164H52ZM238 165V163H237ZM4 166V165H3ZM46 167V166H45ZM183 167V166H182ZM186 167V165H185ZM18 168V167H17ZM4 169L7 171V172H4L2 171L3 173H9L11 176V178H15L14 176H17V174L19 173V171L21 170H18V173L16 171V169L12 166H6L4 167ZM180 169V168H179ZM55 170V169H54ZM53 170V171H54ZM51 171V170H50ZM180 171H183L182 169ZM1 172V171H0ZM2 174V173H1ZM6 175L7 178H9L8 176L10 175ZM21 173H19L18 175L20 176ZM177 174V173H176ZM5 175H3V177L6 178ZM18 176V177H19ZM22 177V175L20 176V178ZM249 177H254L256 178V182L254 183V188H256V190H254L252 187L253 185L250 183V180H249ZM2 178V177H1ZM12 178V179H13ZM176 178H173L174 180H177ZM10 179V178H9ZM17 179V177H16ZM14 180V179H13ZM22 180V179H21ZM24 180V178H23ZM255 180V179H254ZM26 181V180H25ZM54 181V180H53ZM57 181V179H56ZM16 182V181H14ZM174 182V181H173ZM176 182V181H175ZM183 182H182V185H183ZM25 183V182H24ZM178 183H180L178 181ZM222 185L224 186V189H222V186L221 188L218 187V184L219 185ZM15 185L14 184H11L9 181H6L4 180L3 178V182L0 181V189L2 191V189H12L13 191L16 192V186H13ZM27 185V183L25 184ZM23 185V186H25ZM30 186V185H29ZM28 185L25 186V188H23L25 190V192L23 193H33L35 195V199L38 201V200H41L42 199V195L41 197L38 196L36 193L39 191L36 192V190L31 187H29ZM38 186V185H37ZM184 186V185H183ZM181 186V187H183ZM21 187V186H20ZM52 187V186H51ZM177 187H179L177 185ZM186 187V186H185ZM39 188V187H38ZM22 188L19 190V192H16V193H13V191L10 190V192L12 194H14V198L12 201L8 202L9 199H7L8 201H5L3 200V198L1 199L0 198V214L1 215H4V216H7V215H14L12 213V209L15 211V207L17 206L18 208L16 209L18 211L19 208H23L25 207V196L29 197L28 195H25V194H22L20 193L21 190H23ZM40 189V188H39ZM51 189V188H50ZM53 189V188H52ZM41 190V189H40ZM49 190V189H48ZM9 191V190H8ZM18 191V189H17ZM46 191V190H45ZM6 192V191H5ZM4 192V194H5ZM186 192V191H185ZM40 193V192H39ZM45 193V192H44ZM2 194V192H1ZM1 194H0V197H1ZM32 194V196H33ZM41 194V193H40ZM183 194V193H182ZM181 194V195H182ZM56 195V194H55ZM47 196H48V193H47ZM52 196V195H51ZM50 196V198H51ZM3 197V196H2ZM13 197V196H12ZM46 197V196H45ZM55 197V196H53ZM179 198V197H178ZM177 198V199H178ZM184 198V197H183ZM180 198L179 199H183ZM12 199V198H10ZM27 199V198H26ZM53 199V198H52ZM60 199V198H59ZM35 200V201H36ZM185 200V199H184ZM179 202V200H177ZM175 201V202H177ZM181 201V200H180ZM24 202V203H23ZM40 201L36 202V204L38 203L39 204ZM43 202V200L41 201ZM40 202V203H41ZM53 202V200H52ZM55 202V201H54ZM59 202V201H58ZM57 202V203H58ZM27 203V202H26ZM180 203V202H179ZM178 203V204H179ZM183 203V202H182ZM36 204H30V205H36ZM177 204V203H176ZM27 205V204H26ZM29 206V205H27ZM175 206V205H174ZM30 207V206H29ZM39 207V206H38ZM37 207V208H38ZM176 207V206H175ZM27 208V207H26ZM31 208V207H30ZM34 208V207H33ZM36 208H34L35 210ZM24 210V209H23ZM31 210V209H30ZM32 211V212H35V211ZM46 211V210H44ZM151 211V210H149ZM170 211V210H169ZM167 211V213L169 212ZM173 211V210H172ZM151 213V212H150ZM165 213V212H164ZM31 214V213H30ZM45 214V213H44ZM148 214V213H147ZM35 215V214H34ZM149 215V214H148ZM18 216V214H17ZM60 217V215H58ZM150 216V215H149ZM153 216V215H152ZM148 217V216H147ZM149 218V217H148ZM154 218V217H153ZM155 219V218H154ZM167 219V218H166ZM148 221V219H147ZM153 221V219H152ZM192 221H194V223H192ZM71 222V220L69 221ZM150 222V221H148ZM150 224V223H149ZM167 224V222H166ZM195 225V226H194ZM171 226V228H172ZM169 227V226H168ZM166 229V228H165ZM194 229V230H195ZM167 230H170V229H167ZM173 231V230H171ZM190 231H193L190 230ZM174 232V231H173ZM79 233V232H78ZM170 233V231H169ZM176 233V232H175ZM179 233V234H180ZM195 233V232H194ZM191 234V233H190ZM189 234V236H190ZM196 234V233H195ZM168 233L166 234V237H167ZM171 235H169V238H170ZM184 236V237H185ZM193 236V235H192ZM188 236H186L184 239L186 241V238ZM194 237V236H193ZM192 237V238H193ZM166 239V238H165ZM168 239V237H167ZM181 239V238H180ZM179 239V240H180ZM183 239V240H184ZM190 239V238H189ZM169 240V239H168ZM182 241V240H181ZM180 241V243H181ZM169 242V241H168ZM184 241H182L183 243ZM104 243V242H103ZM106 243V242H105ZM184 244V243H183ZM199 246V242L198 241H193V242H189L188 240L186 241V245H185V250H186V247L187 249L189 250H192L193 252L196 251V246ZM184 246V245H183ZM201 248V247H200ZM204 248V249H205ZM80 249V248H79ZM199 249V248H198ZM240 249L242 252H243V256L240 257V258H236L235 257V250H238ZM74 252H75V249H73ZM206 250V249H205ZM77 251V250H76ZM208 251V250H207ZM208 251V252H209ZM78 252V251H77ZM187 252V250H186ZM200 252V251H199ZM199 252H196V263L200 264L201 262V255L197 254ZM202 252V250H201ZM205 252V251H204ZM208 252L206 254V257L208 255ZM79 253V252H78ZM76 254V253H75ZM204 254V253H202ZM203 256V255H202ZM205 258V257H204ZM209 258H210V255H209ZM206 260V259H205ZM204 260V261H205ZM210 260V259H209ZM203 261V262H204ZM195 262V261H194ZM207 262V261H206ZM203 264V263H201Z\"/></svg>",
    "mask_w": 264,
    "mask_h": 264
}]
</instances>
